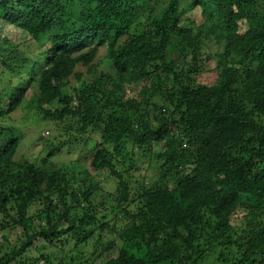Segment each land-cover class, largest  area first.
Here are the masks:
<instances>
[{
  "label": "trees",
  "instance_id": "1",
  "mask_svg": "<svg viewBox=\"0 0 264 264\" xmlns=\"http://www.w3.org/2000/svg\"><path fill=\"white\" fill-rule=\"evenodd\" d=\"M186 1L0 0V264H38V243L45 264H264V0ZM21 107L68 121L49 157L100 135L85 178L17 159Z\"/></svg>",
  "mask_w": 264,
  "mask_h": 264
},
{
  "label": "rangeland",
  "instance_id": "2",
  "mask_svg": "<svg viewBox=\"0 0 264 264\" xmlns=\"http://www.w3.org/2000/svg\"><path fill=\"white\" fill-rule=\"evenodd\" d=\"M179 1L180 8H187L188 2L186 0ZM168 2L169 0H165V6H167ZM183 18L184 20L192 19L198 24L203 21V17L198 9L189 10ZM22 39L24 38L21 35L16 42ZM213 48H215V51L217 50L215 44H213ZM105 53L106 48L104 45H101L100 53L98 55V59H100V66L98 67V70H104L106 72L113 73V67L112 65L107 63L108 60L105 57ZM35 56L38 57V54ZM40 57L42 58L41 55ZM205 58L206 56L202 57V74L198 77V79L201 80V82L213 84V82H215V80L217 79L219 72L216 65V60L213 59L206 61ZM78 71H84V68L79 67ZM83 76L88 77L86 75ZM5 77L7 79H3L2 85L0 86V91L4 90V88L6 87L5 83H8L7 80H10L12 75L8 73V75ZM70 82L71 84L66 87L65 90L68 94L74 95L73 87L79 86L80 82H78L74 77L71 78ZM76 102L77 99H75V103ZM12 117L16 119V124L14 125L16 131L15 133L21 139L20 148L17 155L18 160L31 162L39 166L41 169H44L45 171L55 170L57 172L65 173L69 177L75 178L76 180L85 178L87 170H89L88 164L90 163L89 161H85V158L88 157V153L94 146L95 142L100 139L99 134L90 132L84 136V140H82L81 143H75L73 145H67L64 148H60L54 155L49 157L48 145L50 143H57L58 140L56 138H58L60 141H67L69 139V136L65 131L68 128V121L60 124L59 121L46 120L43 118L42 114H39L36 111V109H27L25 107H21L19 111L12 113ZM143 156L144 155L139 154L137 155V157L139 158H136V163H141L140 166H142L143 164L147 165V163L150 162V160L143 158ZM43 159L46 160L43 162ZM134 173V181L131 184V189L133 192L137 190L136 188L139 186V184H141L142 182L146 183L148 178L149 181H152L150 180V177L153 174V170H147L141 167L140 170ZM94 179L98 185L97 187H102V189L99 190L98 198H104L110 201L113 198L111 193L117 186L116 180L108 176L106 173H98L97 175H95ZM136 180H139V183H136ZM2 221L4 223L5 219L0 216V223ZM16 234L20 236V230H17ZM14 236L15 238H17L16 235ZM5 238L12 239L7 233H5V231H0V242L3 241L5 243ZM17 242L18 241H15L14 244ZM48 250L49 248L45 249L41 245V243H38L36 244V248L31 250L28 255L25 256V258L27 261H36V259H40L37 260L38 264H45L46 260L44 256ZM8 253L9 248L4 247L2 248V250H0V256L3 258L6 257ZM60 254L63 255L62 253ZM68 261H70V259H68ZM97 264H104V256L97 261Z\"/></svg>",
  "mask_w": 264,
  "mask_h": 264
}]
</instances>
